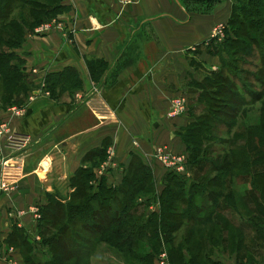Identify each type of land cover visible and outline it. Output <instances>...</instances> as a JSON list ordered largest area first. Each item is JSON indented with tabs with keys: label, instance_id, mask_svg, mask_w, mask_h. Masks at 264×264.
Instances as JSON below:
<instances>
[{
	"label": "crops",
	"instance_id": "obj_1",
	"mask_svg": "<svg viewBox=\"0 0 264 264\" xmlns=\"http://www.w3.org/2000/svg\"><path fill=\"white\" fill-rule=\"evenodd\" d=\"M206 1H215L216 12L223 5V0ZM60 6L67 9L53 23L43 22L25 34L18 48L8 51L21 60V71L33 87L26 93L22 118L9 112L15 98L6 104L0 100V125L6 128L0 136V243L15 227L34 233L39 209L47 207L49 196L68 198L77 171L98 162L102 151L109 156L94 169L96 180L118 187L137 157L152 170L160 193L168 172L154 159L153 149L167 147L173 154L188 156L180 134L194 119L192 106L200 104L198 72L221 68L222 58L209 47L215 43L213 28L225 23L229 12L226 17L215 11L198 14L180 0H63ZM91 62L102 64L94 79ZM67 69L75 73L76 87L62 92L57 86V95L51 96L44 80ZM177 97L185 99L187 111L168 118L169 104ZM13 132L29 136L20 153L3 148ZM86 160L89 164L84 166ZM180 176L190 182L193 171ZM250 182L245 179L241 193L252 197ZM152 207L147 213H158ZM248 207L254 208L253 199ZM228 212L243 225L236 210ZM256 213L264 223V209ZM248 234L243 243L245 250L253 249L249 256L230 254L224 261L213 254L212 260L239 264L253 259L264 264V230ZM15 260L21 264L18 255Z\"/></svg>",
	"mask_w": 264,
	"mask_h": 264
},
{
	"label": "trees",
	"instance_id": "obj_2",
	"mask_svg": "<svg viewBox=\"0 0 264 264\" xmlns=\"http://www.w3.org/2000/svg\"><path fill=\"white\" fill-rule=\"evenodd\" d=\"M60 7L59 5L56 10H53L54 12L51 13L53 17L62 11ZM260 8L264 9V2L246 3L244 10L236 18L238 22L234 23L239 26L235 33L241 34L248 41L255 36L264 37V10ZM14 10H18V13H13ZM43 11L42 4L31 2V0H0V31L5 32L3 34L7 36V40H3L0 36V43L11 48L20 46L25 31L32 30L36 25L45 22ZM229 21L231 24L232 19ZM225 46L224 44V49ZM225 52L222 50L220 54ZM233 53L235 54L236 50ZM246 54V51H241V56L245 57ZM14 57L19 59L12 53L0 52V100L3 103L4 101L9 103L19 96L20 89L25 90L27 86L29 89L32 88L21 69L19 72H12L17 70L15 64H12ZM101 65L97 62L88 64L93 79L97 78V73L102 70ZM223 67L233 68L222 59L221 68L210 73L212 79L207 80V87L202 88L207 95L199 96L198 103H204L207 96H210L208 101L218 107L224 102L230 103L231 101H227L229 97L232 101L240 97L235 88L241 87L245 90L246 83L249 85L247 86L249 90H245L248 92L249 99L234 100L237 102V108L230 115L223 116L226 118L242 114L240 130L232 132L233 126H230L229 122H223L220 116L222 109L217 107L209 110L206 113L207 116L201 119L202 121L190 123L180 134L187 153H189V147L193 146L206 157L209 156L208 152L216 151L212 150V152V148L207 152L206 149L201 150L203 143H213L209 138L211 134L217 137H221L222 134L221 131L212 127L219 122L226 128L224 132L226 140L220 141L224 146L219 150L218 156H214V160L211 158L207 161L203 158L193 165L189 161L187 163V170L193 172L202 170V164L206 163L208 169L202 175L201 181L200 176L197 178L193 176L189 182L183 176L167 170L168 173L164 178L165 187L158 193L152 170L133 157L120 186L109 187L105 182L100 181L96 191L91 192L92 174L88 168H80L71 180L72 193L67 200L56 199L55 201L51 198L46 208L44 218L46 231L51 232L53 228L57 232L56 236L45 240V244L51 246L49 247L51 256L45 262L46 264H91L90 257L99 246L106 247L110 254H116L124 264H154L152 254L145 253L142 258L137 255L135 246L141 241H160L159 243L166 248L169 262L173 264L177 256H180L177 259L180 264H221L212 260V249L230 248L233 251L230 254L242 253L245 247L244 227L224 220L220 213L224 211L226 213L232 209L236 210L240 217L245 214V216L250 215L247 223L251 227H248L255 229L252 221L259 217L256 213L259 206L254 204L253 209L248 206L251 199L264 203V79L257 80L256 86H251L247 79L239 78L241 72L236 68L232 72L233 78L228 75L231 84H227L222 82ZM5 70L8 71L7 74L3 73ZM237 75L238 78H236ZM45 84V87L49 89L50 86H54V92L57 86H60V91H67L71 86L76 87L75 73L67 69L61 74L48 75ZM256 103L260 105L256 115L258 121H248V114L252 113ZM237 140L241 141V146L234 143ZM103 155H105L103 151L99 152L98 157ZM217 160H221L218 165L215 164ZM134 161L137 162V167L132 168ZM256 166H259L261 170H254L251 173L250 168ZM246 178L251 179L252 197L241 195L239 203H236L235 181ZM142 197L143 201L146 200L145 198L148 200L158 198L159 212H152L148 216L146 213H139L138 209L143 202L140 200ZM221 201H224L225 206ZM179 229L187 230V232L179 244L180 253H177L173 235ZM25 245L23 242L21 245L17 244L23 249ZM25 252L26 249L22 253L27 258L29 253ZM183 252H186L187 258ZM25 263L33 264L28 258Z\"/></svg>",
	"mask_w": 264,
	"mask_h": 264
},
{
	"label": "rangeland",
	"instance_id": "obj_3",
	"mask_svg": "<svg viewBox=\"0 0 264 264\" xmlns=\"http://www.w3.org/2000/svg\"><path fill=\"white\" fill-rule=\"evenodd\" d=\"M180 1L184 5V7L187 8L191 12H195V13L203 14V15H211L212 13H214V11L216 12V10H215L216 4H215V1H213V0H211V1H213L214 4H212V3L209 4L206 0H180ZM249 1H251V2L252 1L253 2H258V1L264 2V0H223L222 4L225 6L222 5L220 9H219V7H217L220 10L219 12H221V14H219V15L225 16V13L229 12L228 16H227L228 19L225 21V23L217 24L215 26V28H213L212 36L215 37V40H212L211 43H213V42H215V43H213V48L209 47V50L212 53L219 54V56L223 60H225L226 64L229 63L232 65L233 68L223 67L222 71H221V74L224 76L222 82H225L227 84L230 83V79H229L228 75L233 78L232 72L236 68H238V70L241 72L240 77L237 75L236 78L239 77L240 79H247L251 86H256L257 80L261 81L262 79H264V37L255 36L254 39H251V41L250 40L248 41V40H245L246 38L243 37L241 34L235 33L237 30V27H239L238 25L234 24L235 22H238V20L236 18L239 16V13L244 10L245 4L248 3ZM31 2H37L39 4H42V6L44 8L43 14L45 15L43 20H45L49 24L54 22V19L57 17L58 14L65 12L67 9L65 7H60V8H62V11L53 17L51 13H53L54 12L53 10H56V8H58L59 5L62 4L63 0H31ZM19 8H21V7H19ZM260 10H264V9L260 8ZM219 12H216V13H219ZM13 13L17 14L18 10H14ZM231 19H232V23L230 24L229 20H231ZM41 24L36 25V27L33 28L32 30L38 28ZM32 26H33V24H32ZM217 29L219 31H217L215 34V31ZM32 30H29V31H32ZM29 31H25V34ZM1 33H5V32H1ZM25 34H24V36H25ZM0 36L3 38V40H7V36L5 34H3V35L0 34ZM23 41H24V38H23L22 42ZM224 44L226 45L225 49L223 47ZM0 46H2L3 52H6V53H8V51L11 49V47L6 46L5 44H2V43H0ZM18 47H16V48H18ZM241 49L247 52L245 57L241 56V51H242ZM222 50L224 52L226 51L225 54H220V51H222ZM234 50H236L235 54L233 53ZM7 64H10V63H7ZM12 64H15L14 66L17 68V70L15 69L12 72L13 73L19 72L21 67H22L21 60L14 57L12 60ZM3 73L7 74L8 71L5 70V71H3ZM198 73H199L200 82L197 84L195 89L198 91L197 97L199 98V96L207 95L206 91H204V90L202 91V88H204V86H206V81L210 80L212 78H211L210 74H208V73H203V72H198ZM44 82H45V80H44ZM247 86L249 87V85L247 83L244 84L245 90L247 89V91H248L249 88ZM47 89L46 90L48 92L50 91L49 93H51L50 94L51 96H53L54 94L57 95V93L54 92V86L53 87L50 86V89L47 87ZM235 89H236V91L239 92L240 97L233 99V101L229 97V99L227 101H231L230 103L224 102L223 104H219V107H218L217 105L210 103L208 101V100H210V96H207V100L204 103H202L201 105L197 104L195 106H192L191 115H193L194 119L190 123H192L194 121H202L201 119H204L207 116L206 113H208L209 110H214L215 108L218 107V108L222 109L220 116L223 118V122L224 121L229 122L228 124H230V126H233L231 131L236 132L237 130H240L239 124H240L241 120L243 119L242 114L241 115L235 114L234 115L235 117L234 116L233 117H226V118L223 117L226 114L230 115L231 112L234 111L235 108H237V102L236 101H243V100L245 101V100L249 99L247 91L242 90L241 87L240 88L237 87ZM30 90H31V88L29 89V86H27V88L25 90L20 89L18 91V92H21L20 95L15 97V100H12V101H14V106L17 105V108H25V106L23 104L25 103V101L28 98L27 94H25V93H26V91H30ZM198 98H197V101H198ZM174 100H182L184 102V104L186 106V110L184 111V113H185L187 111V102L185 101V99L183 97H177V98H174L172 101H174ZM234 100H236V101H234ZM4 102H5V104L7 103L6 101H4ZM171 102H170V104H171ZM170 104H169V109H170ZM208 106H209V109H208ZM259 106L260 105L258 103H256L254 105V109L252 110V113L248 114L249 115L247 118L248 121H252V120L253 121L255 120V122H256V120L258 121V119L256 118V115H257V110L259 109L258 108ZM168 113H169V111H168ZM184 113H182V114H184ZM182 114H180V115H182ZM180 115H178V116H180ZM250 116H252V118H250ZM167 117L171 118L168 116V114H167ZM211 125H212V123H211ZM212 128H215L217 131H221V133H222L221 137H223V138L217 137L215 134H211V136H209V138H211L213 143H210V142L203 143V145L201 146V150L206 149V152H207V150H210L212 148L211 151L215 150L216 152H213V151H212L213 153L208 152L209 156L204 157L203 154L200 153V150L195 149L193 146L189 147V153H188V156H186L187 160L185 163L184 171L180 172V173H176V172L169 170V172L177 174V175H183L187 172L188 161L193 165V163H195V162L198 163L201 160H203V158L207 161H210L211 158H212V160H214V156H218L217 154L220 152L219 150H221V148L224 146L223 144L220 143V141L226 140V136L224 133L226 128L223 125H221V123H219V122L215 123V125ZM182 132H184V130H182L181 133ZM194 138H196V137H194ZM234 143L237 144L238 146H241L240 145L241 141H239V140L234 141ZM165 148H167V147H165ZM155 149L156 148L153 149V156H155L154 155ZM167 151L171 155H176V154L171 153V151L168 148H167ZM103 154H104V152H103ZM106 155L109 156L107 154V152H106ZM106 155H105V157H106ZM177 155H183V154H177ZM254 156L256 157V155H254ZM137 159H139V158H137ZM101 161H104V155L101 156L100 158H98V162H101ZM98 162L93 161V163L91 165H88L89 162L88 163L84 162V164L86 163L84 166L88 165L87 168L90 170V173L92 174V180L90 179L91 180V182H90L91 192H92V190L96 191L97 188H95V185H97V187H98V185L100 184V180H96V174H95L96 170H94L96 167H98ZM140 162L142 163L141 160H140ZM220 163H221V160H217L215 162L216 165H218ZM136 164H137V162L134 161V165H132V168L137 167ZM160 165L165 170L168 169L163 164H160ZM129 167H130V164H129L128 168L123 172L124 176L127 174ZM198 168H200L199 165H198ZM202 168H203L202 170H195L193 172V176L195 178L200 176L199 177L200 181H201L202 175L208 169V167L206 166V163L202 164ZM250 170H251V168H250ZM253 170L259 171L261 169L257 168V166H256V167H253ZM252 172L253 171H251V173ZM97 181L99 183H97ZM126 183H127V181H126ZM126 183H125V185H126ZM235 183H236L235 189L238 190L237 195H235V201H236V203L237 202L239 203L240 196L244 195V193H241V191H242V189H245V180L239 179V180L235 181ZM163 184L164 185H162V187L164 188L165 183L163 182ZM51 198H54L55 201H56V199L67 200V197H59L57 194H54L52 196H49L48 204H49ZM142 199H143V197L140 198L141 202L143 201ZM145 199L146 200H144L141 203V206L138 209L139 213H141V214L146 213V215L148 216L149 214L147 213V210L151 206H153L152 209L158 210V212H159L158 198L155 197V199L151 198L149 200L147 198H145ZM241 203L244 206V203L243 202H241ZM48 204H47V206H48ZM253 204H255L256 206L258 205L259 209L260 208L264 209V203H260L257 199H253ZM46 208L41 209V210L39 209L37 227H36V231L34 233H32V234L27 233L24 230H21L20 228L15 227L12 229L9 237L5 240V242L0 243V264H17L16 262L18 260L17 261L15 260L17 255L20 257L21 264H26L25 260L27 258L33 264H38V263L39 264H46L45 262L48 261L50 259V256H51V254L49 253V247H51V246L46 245L45 240H48L47 238L52 237V236L54 237V236H56L55 234H57V232H55V230L53 228L50 230L52 233L49 231H46L47 229L45 227V222H44ZM223 213H220V215L223 216L224 220H226V221L229 220V221H232L235 225H240L238 219H236L229 212L224 213V214ZM245 215L244 216L241 215V217L238 216V217H240L239 220L242 221V224H243L242 226L244 227V233L249 232V234H248L249 236H252L251 234H254V233H257L258 235H260L261 231L264 230V228H261L262 224H264V223H262L261 217L254 218V220L252 221L253 222L252 225L255 227V229H252V228L248 227V226L251 227V225H248V223H246L248 221V218H250V215L249 216H245ZM185 232H187V230L179 229L173 235L175 238L174 247H176L175 249H176L177 253H180L178 250V247H179V244L182 240L183 235H185ZM243 237H244V234H243ZM22 242L26 244L25 245L26 247L24 246L25 247L24 249H26L25 253H29V255H27L28 256L27 258L24 257V255H23V253H24L23 247L17 246V244L21 245ZM141 242H143V245L138 246L136 244V246H135L137 253H138L137 254L138 256H140L142 258V257H144L145 253H148V254L154 253L153 254L154 264H162V263L163 264H173L172 262H169V258H168L166 248L164 247V245L162 243H159L160 241L149 242L148 246H146L148 241H141ZM153 246H156V249H153L154 251L150 249ZM29 248H30V250H28ZM252 250L253 249H249V248L245 250V247H244L242 254H240V255L249 256L252 253ZM212 251H213L212 255L213 254L219 255L224 261L226 259H228V255H230V252H233L230 248L216 249V250L212 249ZM108 252H109V250L108 249L106 250V247H104V246L97 247L96 252L93 255H91V257H90L91 264H124L123 261L119 257H117L116 254H114V253L110 254ZM183 255L186 258L188 257L186 252H183ZM179 257L180 256L176 257L175 264H180L179 262H177V259ZM33 258L36 260H34V261L31 260ZM18 262L20 263V261H18ZM239 264H260V263L253 260V259H245V260H242V262H239Z\"/></svg>",
	"mask_w": 264,
	"mask_h": 264
},
{
	"label": "built area",
	"instance_id": "obj_4",
	"mask_svg": "<svg viewBox=\"0 0 264 264\" xmlns=\"http://www.w3.org/2000/svg\"><path fill=\"white\" fill-rule=\"evenodd\" d=\"M128 1V0H124ZM223 29V28H222ZM219 31L218 29L215 31ZM221 32V31H220ZM219 32V33H220ZM214 37V36H213ZM186 110V106L182 100H174L170 104V109L168 116L169 117H176ZM9 112L13 113L14 116L18 118H22L25 116L26 111L24 108H17V107H10ZM6 132V128L4 124L0 125V136L3 135ZM29 144V136L26 134H22L19 132H13L10 133L3 145V148L11 153H20L23 150L26 149V147ZM155 156L154 159L159 162L160 164H163L167 170L180 173L184 171L185 163H186V156L184 155H171L167 148L165 147H156L155 149ZM1 156V152H0ZM3 164V160L0 157V165ZM2 186V185H1ZM163 264V263H162Z\"/></svg>",
	"mask_w": 264,
	"mask_h": 264
}]
</instances>
